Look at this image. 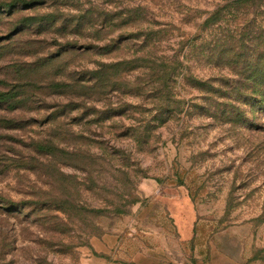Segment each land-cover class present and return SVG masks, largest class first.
Returning <instances> with one entry per match:
<instances>
[{
  "label": "rangeland",
  "instance_id": "374dc122",
  "mask_svg": "<svg viewBox=\"0 0 264 264\" xmlns=\"http://www.w3.org/2000/svg\"><path fill=\"white\" fill-rule=\"evenodd\" d=\"M256 65L264 0H0V264H264Z\"/></svg>",
  "mask_w": 264,
  "mask_h": 264
},
{
  "label": "trees",
  "instance_id": "16d2710c",
  "mask_svg": "<svg viewBox=\"0 0 264 264\" xmlns=\"http://www.w3.org/2000/svg\"><path fill=\"white\" fill-rule=\"evenodd\" d=\"M218 16L219 17V13L217 14H212L207 20L206 22L203 24L202 28H205L206 26H211V23L213 22L212 20L214 16ZM215 18V17H214ZM149 37L150 34H149ZM148 37V38H149ZM146 39H147V35H146ZM221 52V51H220ZM222 54L220 53L219 56H217L219 59V61L222 58ZM147 60H145V62L149 65V67L147 66V68L149 69V71L151 72V79L154 80L153 82L150 81L149 84H153L155 81L158 80H165L164 83L166 84L167 82H173V80H177L179 77V73L177 74V69L178 67L180 68L181 65H177L173 66L172 64L175 63L174 61H170V60H161L160 64H157L156 68H158L157 70L154 69V62L153 60H151L152 57L147 55ZM152 61V62H151ZM214 64H218V63H214ZM248 66H250L249 64H247ZM135 68V67H134ZM241 68V67H240ZM260 70L259 73L257 74H245L243 75L244 69H242L241 71L236 70V69H232V71L234 72L235 77H238L239 80L236 81V79L231 80V87L234 86V89H238V91L240 93H235L234 91H232V93H221V91H219V89H215L214 87H212L210 85L211 80H207L208 82L205 81H195V85L198 86V90L203 91L206 94H218L220 95L222 98L225 99V101L227 103H225V106H229L230 104H237V105H241V104H245V100H247V96L246 94H244V92L249 91L251 87H260L264 84V76L261 75V70L262 67L260 65H256L254 67V69L252 70ZM250 72V71H249ZM253 73V71H251ZM192 74H191V79H192ZM194 80V79H193ZM163 84V88L160 87L159 89L156 90L155 94H160V96L162 97V104L160 106L161 109L168 111L169 108V104L172 102L171 100V95H170V90L168 89V87ZM154 90V89H153ZM261 90V89H259ZM154 94V95H155ZM261 97V98H260ZM256 100V105H258L259 107H257V109L264 114V90L261 91L258 96H257ZM212 101V100H211ZM221 104V103H220ZM219 105V104H218ZM171 112V111H170ZM260 128H263L262 126Z\"/></svg>",
  "mask_w": 264,
  "mask_h": 264
},
{
  "label": "crops",
  "instance_id": "0c3cea01",
  "mask_svg": "<svg viewBox=\"0 0 264 264\" xmlns=\"http://www.w3.org/2000/svg\"><path fill=\"white\" fill-rule=\"evenodd\" d=\"M174 209H175V208H174ZM186 209H187V208H186ZM179 210H180V208L176 209V214H178L177 216H178V218L180 219V221L182 222V224L180 223V225H181L184 229H187L189 219H188V221H186L187 219H185V218L182 217L183 214H181V212H179ZM188 215H189V213H188ZM181 217H182V218H181ZM188 218H189V217H188ZM152 257H153V259H155V261H156V260L159 258V255H158L157 252H156V253H152ZM160 258H161V256H160ZM92 264H94V263H92ZM95 264H104V261H102V262H97V263H95Z\"/></svg>",
  "mask_w": 264,
  "mask_h": 264
}]
</instances>
